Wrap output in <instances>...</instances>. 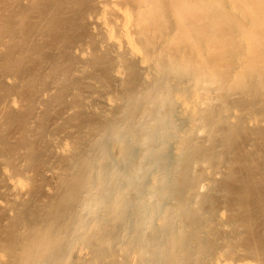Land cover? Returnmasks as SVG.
Returning <instances> with one entry per match:
<instances>
[{"label":"bare ground","instance_id":"bare-ground-1","mask_svg":"<svg viewBox=\"0 0 264 264\" xmlns=\"http://www.w3.org/2000/svg\"><path fill=\"white\" fill-rule=\"evenodd\" d=\"M0 5V264H264V0Z\"/></svg>","mask_w":264,"mask_h":264},{"label":"rangeland","instance_id":"rangeland-1","mask_svg":"<svg viewBox=\"0 0 264 264\" xmlns=\"http://www.w3.org/2000/svg\"><path fill=\"white\" fill-rule=\"evenodd\" d=\"M0 2H1V0H0ZM2 2H3V1H2ZM29 3H30V2H29ZM29 3H26V5H25V3H23V4L20 3V7L26 10L27 8H29L28 6H30V4H31V3H30V4H29ZM24 5H25V6H24ZM2 6H3V5H2ZM0 8H1V5H0ZM17 9L19 10L18 7H17ZM25 10H24V11H25ZM83 33H85V32H83ZM2 49H3V48H2ZM0 51L3 52L4 50H3V51L0 50ZM0 55H1V54H0ZM1 57H2V56H1ZM1 57H0V59H2Z\"/></svg>","mask_w":264,"mask_h":264}]
</instances>
